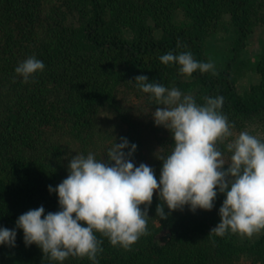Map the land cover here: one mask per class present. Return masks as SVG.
<instances>
[{
  "label": "trees",
  "instance_id": "16d2710c",
  "mask_svg": "<svg viewBox=\"0 0 264 264\" xmlns=\"http://www.w3.org/2000/svg\"><path fill=\"white\" fill-rule=\"evenodd\" d=\"M50 1L0 0V228L17 232L14 247L0 245V264L57 262L44 259L36 244L26 246L23 230L16 226L19 216L31 209L43 206L45 215L61 210L58 194L49 186L55 189L67 178L72 157L56 135L81 141L91 115L109 109L128 124L119 143L126 138L137 145L132 162L140 157L138 128L117 95L122 82L137 95L153 97L136 85L135 77L145 75L168 89H195L194 100L201 106L204 97H223L224 115L264 117V51L256 61L261 81L244 93L237 88L238 79L253 68L248 60L236 58L255 23H264V0H63L48 8ZM178 9L187 22L171 20ZM224 14L235 31L234 56L216 75L197 70L187 76L178 64L161 63L159 58L168 52H191L197 62H209L206 38ZM29 57L45 67L24 83L15 69ZM159 203L153 198L149 219ZM164 211L169 212L166 205ZM149 219L148 234L130 250L96 233L103 248L98 264H217L244 253L255 256L254 264H264V230L254 241L241 240L230 230L220 237L210 234L219 223L207 215L170 214L163 221L170 237L160 244ZM66 260L93 264L87 257Z\"/></svg>",
  "mask_w": 264,
  "mask_h": 264
},
{
  "label": "clouds",
  "instance_id": "9594fccd",
  "mask_svg": "<svg viewBox=\"0 0 264 264\" xmlns=\"http://www.w3.org/2000/svg\"><path fill=\"white\" fill-rule=\"evenodd\" d=\"M159 59L165 65L178 64L181 74L187 76L197 70L216 75L213 63L197 62L191 52H168ZM44 67L42 61L29 57L15 72L28 83ZM135 82L162 106L151 115L156 126L169 130L174 140L171 153L157 157L163 161L159 181L150 166L141 163L137 167L132 162L137 145H130L126 138L107 151V161L96 159L93 153L72 157L67 178L55 189L49 186L50 192L58 194L61 210L45 215L40 206L16 221L26 246L36 244L44 259L63 262L69 257H87L98 264L97 254L103 248L96 233L113 246L130 250L148 234V209L157 192L159 219H167L185 206L193 212L211 211L219 189L226 198L219 209L221 222L210 234L223 237L230 230L251 239L264 230V142L247 131L232 138L234 125L220 111L223 97H204L201 106L191 94L151 83L145 75L135 77ZM221 144L231 154L227 160ZM126 148H130L127 153ZM141 205H145L143 210ZM165 205L170 210L167 214ZM16 237L15 230L0 228V245L14 247Z\"/></svg>",
  "mask_w": 264,
  "mask_h": 264
},
{
  "label": "rangeland",
  "instance_id": "374dc122",
  "mask_svg": "<svg viewBox=\"0 0 264 264\" xmlns=\"http://www.w3.org/2000/svg\"><path fill=\"white\" fill-rule=\"evenodd\" d=\"M62 4L63 0H52L47 6L48 8L59 7ZM171 20L175 23H184L188 21V18L181 10L178 9L173 12ZM41 31L42 29H40V32ZM234 38L235 31L230 22L229 15L224 14L222 21L209 32L206 38L205 53L209 62L214 64L215 71L225 67L228 61L234 56V52L231 49ZM263 51L264 23L258 20L254 25L253 32L247 39L246 45L236 54L237 62L240 60H248L249 67L253 68L252 70H248L244 76H241L238 79L237 88L241 93L248 91L252 85L261 81V75L256 70V61L259 59ZM181 92L184 95L191 94L193 98L196 94L195 89ZM117 95L121 106L124 108V113L128 115L138 128L142 154L133 163L137 167L141 163H145L150 166L154 170L156 178L159 181L163 161L157 157H166L171 153L172 148L174 147V140L170 131L163 126H156L153 116L151 115L157 107L162 106L157 104L154 97H149L148 95L146 96L143 94L137 95L133 86L125 82H122L119 85ZM225 116L227 117L229 123L234 125L232 128V138L237 136L242 131H247L249 134L257 136L258 139L264 142V117L242 116L234 113ZM127 127L128 124L123 122L121 117L116 112L100 108L91 115V122L82 135L83 140H70L66 137L67 135H56V138L62 141L61 143L63 147L68 154H71V157L78 154L87 156L89 153H93L96 159H104L107 161V151L115 143H119L118 138L123 131L127 129ZM219 148L223 152L225 159H229L231 154L227 152L224 145H219ZM217 193V198L214 201V208L211 211L197 209L193 212L191 211L190 206H185L182 211L177 210L171 212V215L178 214L182 217L191 216L195 213H202L210 217L214 223H220L221 217L219 209L226 196L225 194L219 193V189H217ZM153 198L159 199V193H154ZM154 214L155 216L149 220L151 221L150 226L157 231L155 240L160 244H165L169 240L170 229L166 224H163L164 219H159V217H157L156 210ZM259 235L260 234L254 235L251 239H249L247 236H240L238 234L239 238L245 241H254L259 237ZM254 258V255L244 253L231 260L222 261L217 264H254ZM67 263V260L63 262H55V264Z\"/></svg>",
  "mask_w": 264,
  "mask_h": 264
}]
</instances>
